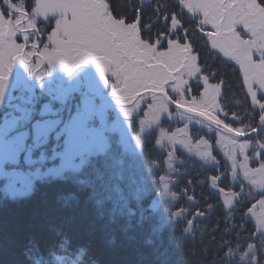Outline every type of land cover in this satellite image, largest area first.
Wrapping results in <instances>:
<instances>
[{
  "label": "snow or ice",
  "instance_id": "1",
  "mask_svg": "<svg viewBox=\"0 0 264 264\" xmlns=\"http://www.w3.org/2000/svg\"><path fill=\"white\" fill-rule=\"evenodd\" d=\"M114 11L110 0H34L30 9H26L25 0H0V98L17 60L42 79L41 65L59 64L71 74L92 58L105 83L106 73L114 78L112 95L126 116L132 118L140 102L150 99L151 120H141V125L158 124L161 117H170L172 106L187 114L189 123L193 119L206 122L219 136L217 143L226 147L224 155L230 161L233 184L239 182L242 192L243 181H247L259 193L247 215L255 219L261 239L258 245L248 244L237 260L222 237L216 255L201 258L202 253L206 256L213 249L198 248L183 253L184 264H264V0H175L171 6L152 7L154 20L150 17L143 23L139 7L130 19ZM40 21L54 27L45 32L39 27ZM41 34L47 40L42 52L38 45ZM17 36H22V43H17ZM38 54L40 64H34ZM229 62L238 66L241 89L250 100L246 121L222 106L221 97L234 86L220 71V64ZM221 113L233 121L241 120L240 125L232 126L220 118ZM177 131L182 135L168 136V142L179 143L192 152L187 127ZM195 154L205 163H220L206 140L196 145ZM250 161H257L258 166H250ZM209 179L231 215L241 193L221 187L220 174ZM160 180L164 182V194L174 199L167 178ZM188 199L196 203L195 196ZM184 211L169 209V218L176 222L183 218L186 226L182 233L194 240L193 223ZM203 215L196 212V216ZM174 227L178 230L181 224ZM183 234L176 236L178 249L185 247ZM28 252L36 255L35 264H48L36 246Z\"/></svg>",
  "mask_w": 264,
  "mask_h": 264
},
{
  "label": "trees",
  "instance_id": "2",
  "mask_svg": "<svg viewBox=\"0 0 264 264\" xmlns=\"http://www.w3.org/2000/svg\"><path fill=\"white\" fill-rule=\"evenodd\" d=\"M25 2L29 7L32 4L31 0ZM110 2L114 14L119 12L129 19L131 11L139 7L132 0ZM221 67L234 85L225 95L227 108L235 111L242 105V114H247L249 104L236 69ZM163 162L153 144H147L140 158L123 155L100 159L78 179L37 185L30 195L20 199L0 195V264H35L36 255L28 252L33 246L48 264H184L183 253L198 248L213 249L206 256L202 253L201 258L216 255L222 237L237 260L248 244H259L256 225L246 216L255 202V189L252 197L248 190L239 191L240 203L229 215L218 194L210 193L212 171L197 159L179 168L174 192L180 203L173 206L168 202L152 209L161 192L162 170L155 171L154 164L162 167ZM224 183L227 186L223 187L229 189L228 182ZM189 195L195 196L196 203L188 199ZM169 209L185 210L193 223L194 240L182 233L186 226L183 218L177 222L169 218ZM198 211L205 215L196 216ZM176 223L181 224L178 230ZM180 234L185 236L183 249L176 247V236Z\"/></svg>",
  "mask_w": 264,
  "mask_h": 264
},
{
  "label": "flooded vegetation",
  "instance_id": "3",
  "mask_svg": "<svg viewBox=\"0 0 264 264\" xmlns=\"http://www.w3.org/2000/svg\"><path fill=\"white\" fill-rule=\"evenodd\" d=\"M151 10L152 6L145 10V14L140 11L142 23L149 20ZM151 19L154 20V17ZM39 27L44 28L45 32L50 31L49 27H44L41 23ZM34 39L31 38L29 44ZM16 40L17 43L23 42L22 36H17ZM44 43H47V40L45 35L41 34L38 42L41 52ZM33 63L40 64L39 54L33 58ZM39 70L44 74L42 79H38L26 69L19 72L10 70L9 75L13 76L16 85L6 87L0 98V130L4 128L2 132L4 144L13 145V150L16 151H9L5 162L11 164L16 161L15 163L20 165L24 159L33 158L37 170H50L54 165H61L58 153L67 140L66 131L77 118L76 109L86 106L99 111L105 110L107 105H110L107 101L108 96L116 100L112 95V84L115 80L106 73L108 83H105V78H102L92 58H88L71 74L64 67L51 69L47 64L41 65ZM224 72L226 71L222 74L225 76ZM150 103L148 99L140 102V105ZM108 114L110 119L116 118L113 109L109 110ZM84 120L90 125L91 115L87 114ZM93 120L96 123L89 130L96 138H100L97 130L108 127V124L106 121L98 124L96 117ZM82 121V119L78 121L77 128L82 129ZM35 129L38 130L37 133ZM113 129L114 126L111 124L104 132L103 138L113 139L115 135ZM37 136L39 138L36 142ZM45 157L50 163L42 162Z\"/></svg>",
  "mask_w": 264,
  "mask_h": 264
},
{
  "label": "rangeland",
  "instance_id": "4",
  "mask_svg": "<svg viewBox=\"0 0 264 264\" xmlns=\"http://www.w3.org/2000/svg\"><path fill=\"white\" fill-rule=\"evenodd\" d=\"M62 66V65H61ZM52 68H55V65H52ZM63 68V67H62ZM110 110V108H108V107H106V109L105 110H102V111H100V114H101V116H102V118L103 119H106L108 116H109V114H108V111ZM114 111V115H120L121 117L123 116V114L120 112V111H118V110H116V109H114L113 110ZM124 116H125V114H124ZM177 117H179V116H176V118ZM149 120H151V115H150V113L147 115V119L145 120V121H149ZM182 121H183V119H182ZM92 123H94V121H92ZM79 124H78V118H75L72 122H71V124H70V126H69V128H68V130L66 131V134H67V142H71V145H69V147H70V149L69 150H67L65 147L66 146H64L63 148H62V155H64V157H65V161H66V163H69V162H71L72 160H73V158L74 157H77V156H79V155H83V154H87V151H88V148H87V146H85L84 145V140H82V141H80V142H77V140H79V137H80V135H84V132L82 131V129H80V128H77L76 126H78ZM157 124H144V125H142L141 126V128L140 129H142L143 128V131H141V134L143 135H145L146 133H148V130H147V128L146 127H151L152 126V128H154L155 129V126H156ZM81 126H83L84 128H83V130H85V128H93V127H91V124L90 125H88V124H82ZM115 127V126H114ZM110 127H102L100 130H97L98 131V137H100V138H102L103 139V137H104V132L107 130V129H109ZM117 130H118V132L122 135L123 133L124 134H126L127 133V131H128V124H127V127L124 129L123 127H120V128H118V127H115ZM80 132V133H79ZM161 135H165V134H161ZM175 135H182V134H180V133H176ZM141 140V136H138L137 138L136 137H134V139H133V141L132 142H130V147H134L135 146V148H138V146H139V143L141 142L140 141ZM97 144H99L100 143V141H99V138L98 139H96V140H94ZM160 141H161V143H162V139H160ZM163 141H165V142H168V140H167V137H163ZM74 144V145H73ZM88 144V143H87ZM161 145V144H160ZM177 145H179V143H176V144H174L173 146L175 147V146H177ZM13 152H16V151H14L13 150ZM64 152V153H63ZM3 154H4V152H2V153H0V155H2L3 156ZM64 157H62L61 158V167L59 168V171H62V168H65V165H64ZM10 158V157H9ZM8 158V159H9ZM5 161V159L3 160V162ZM24 189H12V190H7V192H10L9 194L11 195V196H14V197H12V198H18V197H21V196H23V195H26V193H24V194H22V191H23ZM31 190V189H30ZM30 192V191H29ZM161 198L162 199H167V195L166 194H164V192L162 193V196H161ZM254 220V222H255V219H253Z\"/></svg>",
  "mask_w": 264,
  "mask_h": 264
},
{
  "label": "bare ground",
  "instance_id": "5",
  "mask_svg": "<svg viewBox=\"0 0 264 264\" xmlns=\"http://www.w3.org/2000/svg\"><path fill=\"white\" fill-rule=\"evenodd\" d=\"M31 3L33 4V2H32V0H31ZM25 4H27L26 2H25ZM32 4L30 5V7L32 6ZM122 125H124V124H127V123H125V122H120ZM133 124V123H132ZM135 124V123H134ZM138 127V126H137ZM94 144H92V143H89V146H93ZM117 147V150L120 152V153H122V149H121V147L118 145V146H116ZM122 156L123 155H120V158H122ZM112 158H114V156H111ZM2 163V161H0V164Z\"/></svg>",
  "mask_w": 264,
  "mask_h": 264
}]
</instances>
